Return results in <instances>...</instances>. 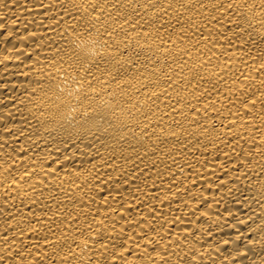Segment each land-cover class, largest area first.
I'll list each match as a JSON object with an SVG mask.
<instances>
[{"label":"bare ground","instance_id":"obj_1","mask_svg":"<svg viewBox=\"0 0 264 264\" xmlns=\"http://www.w3.org/2000/svg\"><path fill=\"white\" fill-rule=\"evenodd\" d=\"M0 264H264V0H0Z\"/></svg>","mask_w":264,"mask_h":264}]
</instances>
